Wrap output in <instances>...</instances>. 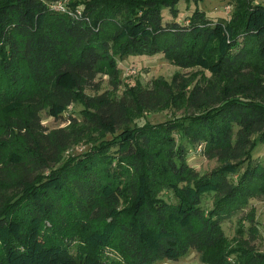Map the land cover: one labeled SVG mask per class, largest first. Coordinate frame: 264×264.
I'll return each instance as SVG.
<instances>
[{"label": "trees", "instance_id": "obj_1", "mask_svg": "<svg viewBox=\"0 0 264 264\" xmlns=\"http://www.w3.org/2000/svg\"><path fill=\"white\" fill-rule=\"evenodd\" d=\"M57 1L0 0V194L14 192L0 205V264H155L192 251L206 264H264L254 207L234 241L223 227L264 199L254 156L264 144V3L237 0L230 18H213L204 0H68L82 16L52 9ZM181 1L197 5L185 22ZM159 53L204 74L119 95L118 57ZM74 104L82 119L65 117ZM168 109L183 113L137 122ZM44 110L69 123L48 128ZM81 141L86 151L65 156ZM185 141L218 166L201 173Z\"/></svg>", "mask_w": 264, "mask_h": 264}, {"label": "rangeland", "instance_id": "obj_2", "mask_svg": "<svg viewBox=\"0 0 264 264\" xmlns=\"http://www.w3.org/2000/svg\"><path fill=\"white\" fill-rule=\"evenodd\" d=\"M258 2H263L264 0H256ZM237 0H204L200 2L199 6L201 9L206 10L209 15L213 18L218 17H227L230 18L233 11L235 10V4ZM227 5H231L230 11L227 10ZM197 5L195 3L187 4L185 1H181L178 4V8L180 9L179 20L181 22H185L187 17L195 10ZM165 21L171 20L172 15L168 8L163 10ZM118 65L121 71L120 75L122 78V90H120L119 95H122L123 89L127 87V85H134L137 83H141L143 86L149 87L151 86L152 81L160 76L171 80L173 75L178 72L185 78H189L192 75L202 76L204 73L198 67L191 68H179L178 66L171 63L162 53L156 55H139V56H128L125 58L118 57ZM135 70V73L129 75L128 72L131 70ZM208 76L209 72L206 73ZM97 81H100L102 86V91L107 89H112V86L109 83V78L106 75H99ZM88 93H94L93 90L88 89ZM83 106L81 104H74L69 107L67 112L65 113V117H69L70 114L75 115L79 119H82L81 110ZM183 113V110H158L152 112H146L144 118H137L138 124L144 123L146 120L151 121L152 123L161 122L168 118L180 116ZM41 117L43 124L48 128H56L60 126H66L69 122L64 119H55L51 115L48 114L46 110L41 112ZM136 122V123H137ZM109 137V136H108ZM189 149V162L193 166H195L201 173L205 174L211 171L213 168L218 166V161L216 159H209L203 153V148L201 146H193L190 143L184 142ZM89 148V144L85 141H81L80 143H76L71 146L65 156L79 154L86 151ZM254 156L257 159L264 161V144H259L254 152ZM13 191L8 190L3 194H0V205L5 203L6 201L12 199L14 196ZM168 201H176L174 193L170 190H165L162 195ZM213 204V196L207 195L203 201V207L208 210L212 207ZM254 207L256 209V218L259 226L260 234L258 239L256 240V245L264 250V199L261 196L254 198L249 206H247L244 210L239 212L237 216L232 219L226 220L223 223V227L226 235L230 240L234 241L239 237L240 233L238 232L242 229L241 220L244 215H246L250 209ZM240 220V221H239ZM243 225H249L248 222H244ZM241 226V228H240ZM3 256L0 254V258ZM155 264H206L201 260V255L198 252L192 251L187 256L183 257L178 261L172 260H162L158 261Z\"/></svg>", "mask_w": 264, "mask_h": 264}, {"label": "built area", "instance_id": "obj_3", "mask_svg": "<svg viewBox=\"0 0 264 264\" xmlns=\"http://www.w3.org/2000/svg\"><path fill=\"white\" fill-rule=\"evenodd\" d=\"M51 8L57 11L70 13L72 16H82V8L79 7L75 11L72 10L68 6V0H60V1L54 2L51 4ZM226 8L227 10L230 11L231 5H227ZM134 73H135L134 69L128 72L129 75H132Z\"/></svg>", "mask_w": 264, "mask_h": 264}]
</instances>
